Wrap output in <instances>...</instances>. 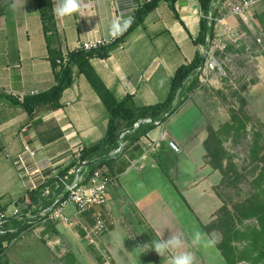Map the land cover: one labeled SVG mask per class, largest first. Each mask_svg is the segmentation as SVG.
Instances as JSON below:
<instances>
[{
    "label": "crops",
    "instance_id": "0c3cea01",
    "mask_svg": "<svg viewBox=\"0 0 264 264\" xmlns=\"http://www.w3.org/2000/svg\"><path fill=\"white\" fill-rule=\"evenodd\" d=\"M147 1L136 0L140 5ZM117 14L116 0H82L78 13L63 18L54 13L62 55L76 51L82 42L109 38ZM201 18L198 0L174 5L160 3L145 18L144 25L136 27L108 58H93L91 64L118 100L130 95L137 107L163 103L176 69L191 63L201 50V46L195 44ZM252 18L264 35V4L252 11ZM226 20L235 28L242 23L249 30L238 17ZM251 42L255 44L254 40ZM258 64L257 80L248 87L247 101L254 107H259L263 101L264 57L258 58ZM54 84V70L48 59L36 0H14L5 14L0 15V210H7L23 196L14 160L25 145L40 151L38 164L44 167L49 161L62 168L73 162L75 151L106 135L107 110L76 67H73L72 84L63 92L56 109H43L30 116L23 107L3 97L12 95L22 101L25 96L49 91ZM197 93L198 90L165 124L141 138L143 153L129 160L128 168L116 175L108 190V201L109 192L118 181L122 191L129 193L131 188H139L143 194L139 206L158 238L166 240L171 234L183 233L186 243L181 251L192 253L198 262L201 251L192 245L189 227L181 224L175 214L184 207L197 229L209 237L204 230L205 221L220 207L211 189L215 185L212 178L221 177L207 161L204 141L208 134L201 128L204 118L192 101ZM184 113L194 114L195 125L190 123L192 127L178 130L179 118ZM253 114L264 119L259 108ZM170 142L175 144L176 150L170 147ZM133 163L141 169H130ZM134 178L176 180L171 181V190L163 193L157 189L149 191L145 180L136 184ZM164 182L168 185L167 180ZM167 198H178L188 206L177 208V205L174 209L166 202ZM189 222L191 225L192 221ZM175 254L176 250L166 253L161 257V264H169Z\"/></svg>",
    "mask_w": 264,
    "mask_h": 264
},
{
    "label": "trees",
    "instance_id": "16d2710c",
    "mask_svg": "<svg viewBox=\"0 0 264 264\" xmlns=\"http://www.w3.org/2000/svg\"><path fill=\"white\" fill-rule=\"evenodd\" d=\"M14 0H0V15L5 14L8 7ZM186 0H149L141 4L132 14V23L121 36L112 44L93 49L90 51L77 50L66 55L67 63L58 64V60H63V55L59 50V36L54 17V10L51 0H36L45 42L48 51V59L54 70V86L47 92L25 96L22 101L12 95H3L8 101L19 105L30 115L43 109H56L60 106L63 92L70 87L73 81V67H76L91 88L97 94L108 113L107 132L103 139L83 147L80 161L86 163L88 169L93 171L102 166H106L110 173L116 175L123 173L133 160L143 153L140 140L153 129L158 127L155 122L165 124L182 106L190 100L191 96L198 90V74L196 70L200 67L202 54L198 52L193 61L186 65L179 66L170 84L167 99L160 104L152 106L137 107L130 95L118 100L107 89L102 79L99 77L91 64V59H106L111 52L119 48L126 37L138 26L144 25V20L160 3L174 5L177 2ZM202 18L200 21V34L195 40V44L201 47L207 45V37L210 36V24L206 19L212 8V0H198ZM240 113L246 106V98H241ZM240 113L231 112L230 122L224 124L220 132L210 131L205 145L209 151L208 141L214 142L212 154L216 157L224 155L222 135H229L231 132H239L246 124L240 119ZM146 119L152 123H141L137 128L135 124ZM238 125V127H236ZM127 132L122 139L120 135ZM120 142L124 143L123 151L114 157L110 154L115 151ZM253 156H259L261 170L253 180V193L239 202L232 212L227 206L219 210L216 227L221 233V240L216 244L221 256L226 264H264V128L254 132V140L251 148ZM116 166V168H115ZM68 169V168H67ZM31 202L38 208L46 207L49 202L42 197V192L31 194ZM37 216L38 211L33 212ZM251 221L245 228L238 227V222ZM31 222V223H30ZM34 227H44L43 235L54 234L56 230L51 222L41 224L37 219L10 218L4 224V234H0V264L5 263V258L10 245L14 244L22 233ZM210 231L209 227H205ZM241 244V245H240Z\"/></svg>",
    "mask_w": 264,
    "mask_h": 264
},
{
    "label": "rangeland",
    "instance_id": "374dc122",
    "mask_svg": "<svg viewBox=\"0 0 264 264\" xmlns=\"http://www.w3.org/2000/svg\"><path fill=\"white\" fill-rule=\"evenodd\" d=\"M257 13L255 14L256 18ZM254 30H246L242 23H239L241 32L246 34L248 41H253L254 36L261 34V30L257 25H253ZM262 42L264 45V35L262 33ZM230 52H234L230 50ZM255 51V48H254ZM244 60L235 62V65L241 69ZM253 73L252 69L246 73ZM256 78L252 75L250 83H245L243 77H239L235 86L227 81L218 88L211 87L208 84L199 85L198 91L192 101L204 118L201 128L208 134L210 131L220 132L221 128L227 122H230L231 112L240 113L241 98H249L248 87L256 82ZM227 82V83H226ZM217 85V84H216ZM264 89V87H263ZM197 92V91H196ZM262 103L259 107H254L247 101L246 106L240 113V119L246 124L244 129L239 132H231L229 135H222L224 155L216 157L212 154V139L208 141L209 151L207 152L208 163L220 173L221 178H212L211 189L217 196L219 209L206 219V227L210 231L203 232L197 229V225L192 220L191 214L183 207L179 211L178 218L181 224L188 228L189 237L199 231L203 238V242L197 246L201 251L200 259L195 264H226L225 260L219 253L216 246L220 242L222 236L216 227L212 228L213 223L217 222L219 210L223 206H227L232 212L239 202L253 193V180L257 177L261 170L259 156L251 154V148L254 140V132L264 128V119H259L253 112L260 109L264 114V90L261 92ZM190 108L187 107L186 109ZM185 109V110H186ZM180 127H190L195 125L196 117L193 113L186 115L185 113L179 118ZM192 127V126H191ZM238 127V125L236 126ZM188 132V131H187ZM206 138V140H207ZM204 141V144L206 142ZM206 149V145L204 146ZM145 180L146 186L150 190H158L165 193L171 190V181L176 178H134L140 184ZM168 181V185L164 182ZM117 182L109 192L108 205L100 212L99 222L96 217L88 216L82 223H78L73 227H66L61 224H53L56 233L43 235L41 227H34L22 233L17 241L10 245L3 264H161V257L155 255L152 249V241L159 239L158 235L153 231L150 223L141 211L139 201L143 197L139 188H131L129 191L123 189ZM166 202L176 209L180 206H188L181 200L167 198ZM98 216V215H97ZM192 221L190 225L189 221ZM196 223L198 222L195 218ZM205 220V219H204ZM251 221L238 222V227L245 228ZM99 225L101 232L97 236H87V232L83 227L94 228ZM216 240L217 243L212 246H205L206 241ZM241 245V244H240ZM157 261V262H155ZM244 264V263H242Z\"/></svg>",
    "mask_w": 264,
    "mask_h": 264
},
{
    "label": "built area",
    "instance_id": "2783aa9c",
    "mask_svg": "<svg viewBox=\"0 0 264 264\" xmlns=\"http://www.w3.org/2000/svg\"><path fill=\"white\" fill-rule=\"evenodd\" d=\"M116 1L118 2L116 19L123 21L131 18L132 20V14L140 4L136 0ZM261 4H264V0H212V8L206 19L213 26V32L206 39L207 45L201 47L200 50L202 56H206L204 64L197 69L200 86L208 84L215 87L216 84L222 85L223 81L235 86L234 82L239 77H243L244 82L248 84L252 75L257 78V72L260 69L258 58L264 57L262 33L255 36V44H253L247 40L245 33L235 28L226 19L238 17L250 30H254L255 22L252 18V11ZM120 36L113 38L110 35L107 39L85 41L80 43L77 50L90 51L106 47ZM207 47L208 51L206 52L205 48ZM229 49L234 52H230ZM241 60H244V66L239 69L235 62ZM57 63L66 64V56H63V60H58ZM246 68L247 70L252 69L253 73L251 74L249 71L246 73ZM152 122L150 119H146L136 123L134 127L137 128L141 123ZM155 123L158 126L163 125L160 122ZM126 133L123 132L120 139ZM169 145L173 150H176L173 142H170ZM123 148L124 143L120 142L119 147L110 156L114 157L121 153ZM82 150L83 148H79L73 153V162L67 167L59 168L49 161L43 167L38 164L40 151L25 145L23 151L14 160L23 196L13 202L7 210H0V234L5 233L4 224L10 218L37 219L41 224L51 222L73 227L92 215V218L96 217L97 222L100 223V212L107 205L108 190L115 178L106 166L90 171L86 163L80 161ZM130 169L139 170L141 167L133 163ZM38 191H41L42 197L49 202L44 208H38L31 202V194ZM34 211H38L37 216L34 215ZM81 227L87 232V236H97L101 232L99 225L92 229H87L88 226ZM41 228L43 229V227Z\"/></svg>",
    "mask_w": 264,
    "mask_h": 264
},
{
    "label": "clouds",
    "instance_id": "9594fccd",
    "mask_svg": "<svg viewBox=\"0 0 264 264\" xmlns=\"http://www.w3.org/2000/svg\"><path fill=\"white\" fill-rule=\"evenodd\" d=\"M82 9V0H53L54 13L63 18L80 12ZM132 20L128 18L121 21L116 19L112 21L110 27V35L116 38L123 34L124 31L131 25ZM203 242V238L199 232H196L191 237L193 246H199ZM186 243V237L183 233L171 234L166 240L159 238L152 241V249L160 256H165L166 253L176 250V254L170 258L169 264H195V257L190 252L181 251ZM205 246H212L217 243L216 240H208Z\"/></svg>",
    "mask_w": 264,
    "mask_h": 264
},
{
    "label": "water",
    "instance_id": "95a60500",
    "mask_svg": "<svg viewBox=\"0 0 264 264\" xmlns=\"http://www.w3.org/2000/svg\"><path fill=\"white\" fill-rule=\"evenodd\" d=\"M212 32H213V26L210 24V34H212ZM205 51H206V52L208 51V47H207V48H205ZM205 59H206V56H205V55H203V56H202L201 65H203V64H204V62H205ZM201 65H200V66H201ZM196 72H197V70H196Z\"/></svg>",
    "mask_w": 264,
    "mask_h": 264
}]
</instances>
